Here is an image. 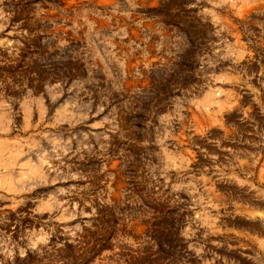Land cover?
I'll return each instance as SVG.
<instances>
[{
    "label": "rangeland",
    "instance_id": "1",
    "mask_svg": "<svg viewBox=\"0 0 264 264\" xmlns=\"http://www.w3.org/2000/svg\"><path fill=\"white\" fill-rule=\"evenodd\" d=\"M0 264H264V0H0Z\"/></svg>",
    "mask_w": 264,
    "mask_h": 264
}]
</instances>
